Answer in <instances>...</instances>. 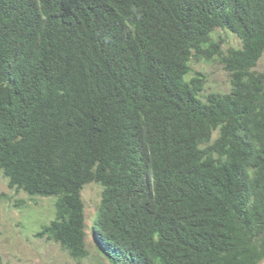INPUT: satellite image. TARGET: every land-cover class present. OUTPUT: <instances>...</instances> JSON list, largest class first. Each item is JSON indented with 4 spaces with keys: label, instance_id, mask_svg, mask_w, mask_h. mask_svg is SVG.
Returning <instances> with one entry per match:
<instances>
[{
    "label": "trees",
    "instance_id": "1",
    "mask_svg": "<svg viewBox=\"0 0 264 264\" xmlns=\"http://www.w3.org/2000/svg\"><path fill=\"white\" fill-rule=\"evenodd\" d=\"M263 56L264 0H0V174L53 200L36 238L74 261L88 230L109 264H264ZM212 61L228 94L201 95Z\"/></svg>",
    "mask_w": 264,
    "mask_h": 264
},
{
    "label": "rangeland",
    "instance_id": "2",
    "mask_svg": "<svg viewBox=\"0 0 264 264\" xmlns=\"http://www.w3.org/2000/svg\"><path fill=\"white\" fill-rule=\"evenodd\" d=\"M226 47L239 48L240 43L228 32L218 31ZM193 75L202 74L206 83L202 96L211 93L228 94L230 76L217 61L192 64ZM264 73V56L256 69ZM101 188L94 184L84 187L81 198L85 207L86 225H89L100 202ZM0 195L9 198L0 202V259L2 264H109L98 253L90 231H86L88 257L72 260L61 248L51 242L36 238L40 226L47 224L54 216L52 199L30 198L23 192H15L0 174Z\"/></svg>",
    "mask_w": 264,
    "mask_h": 264
}]
</instances>
